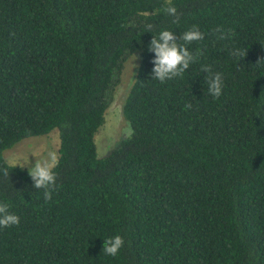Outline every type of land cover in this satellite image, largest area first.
Masks as SVG:
<instances>
[{"label":"trees","instance_id":"1","mask_svg":"<svg viewBox=\"0 0 264 264\" xmlns=\"http://www.w3.org/2000/svg\"><path fill=\"white\" fill-rule=\"evenodd\" d=\"M172 3L178 24L165 0H0V203L20 218L0 227V264H264V0ZM193 25L204 39L186 47L202 54L182 77L152 79L153 35ZM134 53L123 113L135 134L100 157L96 133ZM203 65L223 74L219 99ZM54 129L45 201L4 152ZM117 234L124 246L106 255Z\"/></svg>","mask_w":264,"mask_h":264},{"label":"clouds","instance_id":"2","mask_svg":"<svg viewBox=\"0 0 264 264\" xmlns=\"http://www.w3.org/2000/svg\"><path fill=\"white\" fill-rule=\"evenodd\" d=\"M163 11L173 16V23H179V14L177 7L173 5L172 0H165V6ZM148 32H151L152 25L149 24ZM215 32L220 33L219 39H229L231 37V30L224 32L222 27H217ZM204 39V33H202L196 25H193L189 30L177 35L168 29L161 30L157 35H153L149 43V51L154 52L152 69V79H158L160 82L171 80L175 77H182L183 73L190 67V64L195 62L198 55L202 52L198 49L197 54L193 55L186 47L187 44L193 41H199ZM179 41H183L181 44ZM231 55H240L239 50L231 51ZM258 60L257 63H259ZM204 73H208L206 77V83L208 85V93L215 99H219L222 95L223 89V74L220 72L213 73L211 66L203 65L201 69ZM185 110L192 107L190 103L185 104ZM135 134L131 122L121 129V135L124 139H131ZM58 157L55 152H49L44 158H37L34 165H29L28 174L33 181V187L35 189H44V199L48 201L52 198V192L57 187L55 167L58 165ZM20 165L22 168L29 164V161L24 163H16L14 167ZM4 175L8 176L7 169H4ZM20 218L18 215L9 211V205L6 203H0V227H10L13 225H19ZM124 238L117 234L113 237L104 239L103 252L106 255L115 257L121 248L124 246Z\"/></svg>","mask_w":264,"mask_h":264},{"label":"rangeland","instance_id":"3","mask_svg":"<svg viewBox=\"0 0 264 264\" xmlns=\"http://www.w3.org/2000/svg\"><path fill=\"white\" fill-rule=\"evenodd\" d=\"M140 61V54L134 53L124 63L119 82L113 92L112 102L106 111L105 123L96 133L95 138L100 157L106 156L123 138L121 129L127 125L123 113L124 103L133 85ZM59 148V131L54 129L49 134L33 136L17 142L5 150L4 157L8 163L13 165L29 161V164L24 166L28 168L29 165H34L37 158H44L49 152H55L59 157Z\"/></svg>","mask_w":264,"mask_h":264}]
</instances>
